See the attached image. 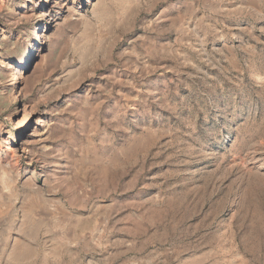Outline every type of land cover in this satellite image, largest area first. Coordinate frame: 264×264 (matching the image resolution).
I'll use <instances>...</instances> for the list:
<instances>
[{
	"label": "rangeland",
	"instance_id": "obj_1",
	"mask_svg": "<svg viewBox=\"0 0 264 264\" xmlns=\"http://www.w3.org/2000/svg\"><path fill=\"white\" fill-rule=\"evenodd\" d=\"M0 264H264V0H0Z\"/></svg>",
	"mask_w": 264,
	"mask_h": 264
},
{
	"label": "bare ground",
	"instance_id": "obj_2",
	"mask_svg": "<svg viewBox=\"0 0 264 264\" xmlns=\"http://www.w3.org/2000/svg\"><path fill=\"white\" fill-rule=\"evenodd\" d=\"M34 34V33H33ZM38 35H40V32L38 33L37 31L35 32V38H34V40H33V44H32V48H35L36 47V45L39 43V41L38 40H40V38H39V36ZM30 52V51H29ZM28 54V53H27ZM26 54V55H27ZM26 58V57H25ZM31 58V57H30ZM28 60V59H27ZM22 64V66L23 67H26V65H27V62H24V60H23V62L21 63ZM13 84H15V82L13 83ZM25 126V122H23V125L19 128L20 130L21 129H23V127ZM22 131V130H21ZM21 131H18L17 133H15V135L17 134V137L16 138H19V139H21L22 137H21Z\"/></svg>",
	"mask_w": 264,
	"mask_h": 264
}]
</instances>
